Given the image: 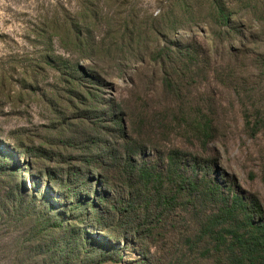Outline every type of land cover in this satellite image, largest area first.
<instances>
[{
  "label": "rangeland",
  "instance_id": "374dc122",
  "mask_svg": "<svg viewBox=\"0 0 264 264\" xmlns=\"http://www.w3.org/2000/svg\"><path fill=\"white\" fill-rule=\"evenodd\" d=\"M0 264H264V0H0Z\"/></svg>",
  "mask_w": 264,
  "mask_h": 264
},
{
  "label": "trees",
  "instance_id": "16d2710c",
  "mask_svg": "<svg viewBox=\"0 0 264 264\" xmlns=\"http://www.w3.org/2000/svg\"><path fill=\"white\" fill-rule=\"evenodd\" d=\"M220 19L221 20H223V21H226V19H227V14L225 13V12H221V14H220ZM138 35L139 34H137L136 36H133V34H131V35H128V33L127 32H123V33H121L119 36H120V38H121V40H126V39H129V41H131V40H133L134 38H137L138 37ZM137 39H140V37L139 38H137ZM140 170V174L142 175V177H151L152 176V174H151V172H150V168L149 167H147V164H144L143 166H141L140 168H139ZM194 184V183H193Z\"/></svg>",
  "mask_w": 264,
  "mask_h": 264
}]
</instances>
